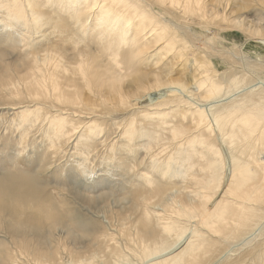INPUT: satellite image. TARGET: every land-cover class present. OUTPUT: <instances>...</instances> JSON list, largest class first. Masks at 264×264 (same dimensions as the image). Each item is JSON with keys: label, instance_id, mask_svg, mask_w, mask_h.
<instances>
[{"label": "bare ground", "instance_id": "obj_1", "mask_svg": "<svg viewBox=\"0 0 264 264\" xmlns=\"http://www.w3.org/2000/svg\"><path fill=\"white\" fill-rule=\"evenodd\" d=\"M41 1L0 0V131L13 128L16 138L2 139L0 152L15 150L31 164L17 181L0 177L10 203L2 212L16 223L10 239L23 246L22 236L34 239L17 225V209L20 217L37 214L30 224L48 230V241L63 224L91 236L100 214L89 204L104 198L107 207L114 197L126 215L104 226L105 242L116 245L113 264H132L118 232L138 240L134 264H218L230 253L245 259L251 246L261 264L264 94L251 87L261 79L220 71L237 65L225 58L228 43L242 54L246 42L264 45V0ZM185 31L208 43L187 40ZM232 33L245 42L230 40ZM29 141L36 162L22 146ZM95 150L108 155L99 162ZM46 162L51 183L38 181L36 166ZM61 163L69 166L65 179ZM58 179L60 202L41 191ZM67 186L93 221L79 216L81 200ZM155 231L160 237L147 240ZM62 250L71 254L64 264L107 260L101 250L75 260L67 241L43 253L46 264H63ZM7 256L0 252V264H17Z\"/></svg>", "mask_w": 264, "mask_h": 264}, {"label": "rangeland", "instance_id": "obj_2", "mask_svg": "<svg viewBox=\"0 0 264 264\" xmlns=\"http://www.w3.org/2000/svg\"><path fill=\"white\" fill-rule=\"evenodd\" d=\"M29 1L34 3L37 6H40L42 4L41 0H29ZM52 17L54 18V16ZM182 22L188 23L189 20L184 19L182 20ZM195 35L198 37L199 41L195 39L194 37ZM182 36L191 42H196V43L201 44L203 48L208 43V41L204 40L202 35H199L195 33L194 31H185L182 33ZM243 38L244 37H242L239 33H232L230 40H235L237 44L238 43L243 44L245 42V39ZM88 39H91L90 36ZM245 44H246L244 46L245 54H242V53H239L237 50L233 51L234 50L232 47L233 43H228V50H227V54L225 58L230 61L236 62L237 65L232 70L223 69L222 71H220V73L222 75H234V74H242L246 72L248 74H251L255 77L260 78L261 82L256 83L252 85L251 87L253 88L256 94L259 93L260 95H263L264 94L263 93L264 92V67H263L264 66V45H259V44L256 45L255 43H250V42L248 43L246 42ZM234 52H237L239 54L238 58L234 56H230V54ZM242 60L245 63H242ZM248 62H251L253 64H248ZM230 77L231 76H228L227 78H230ZM244 80L246 83L245 87H248L250 85L249 81L247 79H244ZM220 82H222V79ZM258 84H260V87H258ZM103 123H105V121ZM5 126H6V122H5ZM3 127L4 126H0V129H2ZM112 132H115V131H112ZM13 133H15V129L13 128L11 130L7 129L6 132L4 133L0 131V148H5L1 144L2 139H7V140L16 139V138H12L11 134ZM30 135H36V134L32 133ZM104 139L101 142H103ZM35 144H36L35 141H29L28 143L22 145L23 148L28 147L27 149L28 154L32 155L33 158L36 157ZM102 147L103 146L100 145L97 148L100 149ZM14 151L15 150H10L7 153L0 152V159L2 160L0 162V177H3L5 174L9 173L11 175L13 182L19 179L17 175L19 171L28 173V171L31 170L30 168L31 164L27 162L26 156L25 157L22 156L16 159L14 156V154L16 153H14ZM95 151L96 152L92 153V155L96 156L99 162L103 160V157L108 155V153H105V154L102 153L103 150L102 151L95 150ZM33 160L34 162H36V158ZM11 161L17 163L15 167L11 164ZM34 165H36V163H34ZM49 167L50 166L47 162L43 163L40 166L39 165L36 166V170H38V172L40 173V176L38 177V181L51 183L54 180V174L51 173V171L49 170ZM58 168L64 170L62 179L67 178L69 166L66 163H61ZM117 174L122 175V176H117V178H120L121 180L125 178L128 179L130 176L124 171L122 173H119V170H117ZM59 184L61 183H60V180L58 179L55 183H52L51 186L42 188L41 191L52 194V197L54 199L56 198L60 202L58 191H57V188H58L57 185ZM66 189L71 193L70 197H73L77 199L78 201L81 200L79 196H76L74 194L75 191H73L74 189L73 186H67ZM115 190L116 188L112 190V194L115 197L120 198L117 194H115ZM93 192H90V193H93ZM118 193L121 194L123 192L119 190ZM0 196H1V201H0V248L1 250L0 252L2 256H7V254H9L7 257H9L10 263L17 262V264H46V262L48 261V258L43 253H46V252L53 253L54 248H56L57 246H62L65 242L68 241L72 244L71 252L78 250V252L74 254L75 260L82 259L85 257L88 258L90 256L95 255L99 250H101L104 252L106 259H107L106 262H104V264H110V263L113 264L111 260V255L116 250V245L113 241H111L109 244L105 242L104 233L106 232V230L104 229V226H106V223L108 220H113L117 216L122 218L126 215V214L119 213L120 206L117 202L118 201L117 198H114V197H112L113 199L107 198V201H105L107 203V207L102 204L103 202L102 200L104 198L100 201L92 202L91 204H89L95 211H97L100 214L99 218L97 219V227L96 229H93L91 236L81 231L82 229L80 228L68 227L65 224H63V225L55 227L56 239L53 241H48L44 239L48 230L39 231L36 229L37 226L30 224L32 221V218L36 217L37 214H31L30 216L27 215L24 217H20V209H17V222L20 223L17 225H22L26 227L28 230L30 229L33 230L31 232L32 233L31 235L32 237H34V239H24L23 236L21 237L22 238L21 240H24L27 243L25 246H23L18 241L13 242L10 239V236L14 235L13 230L16 226V223H14L11 220L10 216L7 213L2 212L3 209L8 208L10 206V203L6 202L7 194L4 192H1ZM83 201L85 200L82 199L80 202H77V206H79L77 207V211L79 212V216H81L85 221L91 222L95 218V214L91 211V209L87 205H84L82 203ZM63 209L70 211V209L66 207ZM78 221L80 220L78 219ZM72 231H75L76 233L73 234ZM114 231H115L114 227H110L108 229L109 233H112ZM155 232H156V236L153 238L147 239V240L149 241L157 240L160 237L161 233L158 231H155ZM4 235L8 236L9 238H4V239L1 238ZM125 236H128L127 242L124 240ZM115 237H117L121 245L126 250H129V252H131L133 255H136L138 253L137 252L138 249L136 247L138 240L134 238L133 232H130V233L118 232L115 235ZM28 245L33 246V247L30 249H27ZM254 248H255L254 246L249 247L252 253L251 255L244 254L246 256L245 259L235 260L233 254L230 253L227 255L228 259L226 261H220V263L218 264H227V263L229 264H256L257 263L258 264L259 261L256 259L255 254L253 253ZM30 251H40L41 253L33 254V253H29ZM133 255L130 256V259H129V262L132 264H134V260H135ZM69 256H71L70 252H65L62 250L60 252V255L58 256V259H60L62 263L64 264V262L68 260ZM108 258L110 261L108 260ZM261 264H264V259H262Z\"/></svg>", "mask_w": 264, "mask_h": 264}]
</instances>
